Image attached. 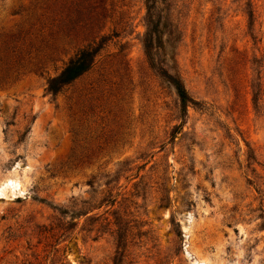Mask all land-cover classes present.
Returning <instances> with one entry per match:
<instances>
[{
    "label": "rangeland",
    "instance_id": "1",
    "mask_svg": "<svg viewBox=\"0 0 264 264\" xmlns=\"http://www.w3.org/2000/svg\"><path fill=\"white\" fill-rule=\"evenodd\" d=\"M154 13L155 66L146 0H0V264H264V0Z\"/></svg>",
    "mask_w": 264,
    "mask_h": 264
},
{
    "label": "trees",
    "instance_id": "2",
    "mask_svg": "<svg viewBox=\"0 0 264 264\" xmlns=\"http://www.w3.org/2000/svg\"><path fill=\"white\" fill-rule=\"evenodd\" d=\"M158 3L159 0H146L148 31L145 35L144 43L147 55L154 66V50L157 47H163L165 43L161 29L162 17L155 15L154 13ZM251 16H254L253 12L251 13ZM102 47L103 45L99 43L94 46L90 45L80 49L75 56H73L65 64L58 74L48 79V90L52 94L56 95L62 92L65 87L86 74L95 64L96 58ZM158 72L175 88L181 102V116L185 117L187 115L189 105L197 104V102L190 95L184 82L179 76L169 73L164 67L160 66L158 67ZM177 130L178 127L175 128L173 135L177 132Z\"/></svg>",
    "mask_w": 264,
    "mask_h": 264
}]
</instances>
